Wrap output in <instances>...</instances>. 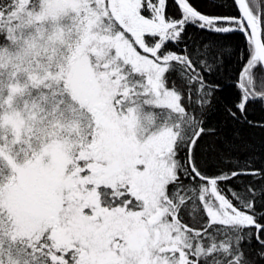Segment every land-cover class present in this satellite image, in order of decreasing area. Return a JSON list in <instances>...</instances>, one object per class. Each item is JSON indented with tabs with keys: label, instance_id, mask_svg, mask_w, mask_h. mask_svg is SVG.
<instances>
[{
	"label": "snow or ice",
	"instance_id": "snow-or-ice-1",
	"mask_svg": "<svg viewBox=\"0 0 264 264\" xmlns=\"http://www.w3.org/2000/svg\"><path fill=\"white\" fill-rule=\"evenodd\" d=\"M231 7L0 0V264H264V168L208 142L204 115L225 51L227 117L264 104V0Z\"/></svg>",
	"mask_w": 264,
	"mask_h": 264
},
{
	"label": "trees",
	"instance_id": "trees-1",
	"mask_svg": "<svg viewBox=\"0 0 264 264\" xmlns=\"http://www.w3.org/2000/svg\"><path fill=\"white\" fill-rule=\"evenodd\" d=\"M171 2V0H170ZM193 5L206 13L229 14L233 11L232 0H191ZM170 14L178 15L175 5H171ZM186 42H212L226 50H235L243 47V40L238 34H210L194 27L187 30ZM179 47H183L180 45ZM172 50L179 51L175 45ZM240 61L236 55H229L225 51L213 72L207 79L215 85L210 100L206 106L205 119L209 127L216 129V136L209 137L208 142H214L217 148L228 150L241 163L248 161L253 168H264V104L253 103L247 112V121H234L227 117L226 109L237 103L239 89L236 86ZM214 162V161H213ZM251 177L242 178L248 180Z\"/></svg>",
	"mask_w": 264,
	"mask_h": 264
}]
</instances>
